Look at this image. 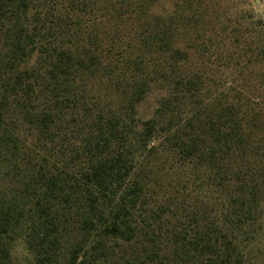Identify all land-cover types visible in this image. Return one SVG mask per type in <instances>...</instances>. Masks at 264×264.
Here are the masks:
<instances>
[{"label":"trees","instance_id":"obj_1","mask_svg":"<svg viewBox=\"0 0 264 264\" xmlns=\"http://www.w3.org/2000/svg\"><path fill=\"white\" fill-rule=\"evenodd\" d=\"M74 214L68 264H264L251 2L0 0V264Z\"/></svg>","mask_w":264,"mask_h":264},{"label":"rangeland","instance_id":"obj_2","mask_svg":"<svg viewBox=\"0 0 264 264\" xmlns=\"http://www.w3.org/2000/svg\"><path fill=\"white\" fill-rule=\"evenodd\" d=\"M252 4V8L259 18L264 20V0H248ZM155 108L154 97L148 98L140 108V116L143 118H148L152 115ZM79 218L76 214L68 215L67 220L64 221L65 229L63 231V236L61 244L59 245L58 257L56 264H68L67 260L69 258L70 251L72 250L74 243L80 239L81 229L80 224H78ZM39 237L35 238L34 242L39 241ZM27 253L23 248L18 249L14 252V261L20 263L24 260Z\"/></svg>","mask_w":264,"mask_h":264}]
</instances>
